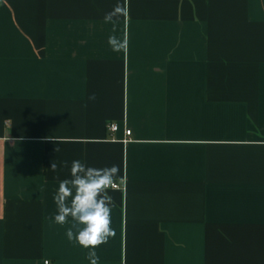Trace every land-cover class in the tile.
I'll return each instance as SVG.
<instances>
[{"label": "crops", "instance_id": "obj_1", "mask_svg": "<svg viewBox=\"0 0 264 264\" xmlns=\"http://www.w3.org/2000/svg\"><path fill=\"white\" fill-rule=\"evenodd\" d=\"M73 160L120 169L99 264H264V0H0V264H90Z\"/></svg>", "mask_w": 264, "mask_h": 264}, {"label": "clouds", "instance_id": "obj_2", "mask_svg": "<svg viewBox=\"0 0 264 264\" xmlns=\"http://www.w3.org/2000/svg\"><path fill=\"white\" fill-rule=\"evenodd\" d=\"M121 14H126V8L117 6L105 14L104 20L106 23L115 24ZM108 43L115 52L127 50L126 37L121 40L112 35ZM88 99L95 100V94ZM63 167H68L67 161L63 162ZM58 168L57 164H52V171L57 172ZM119 172L117 165L95 168L80 160H73L70 178L59 183L54 195L57 208L54 222L64 225L71 218L73 223L67 229L66 235L70 241L75 240L80 246L88 249L87 259L90 264H99L96 249L116 235L112 227L114 198L109 194V189L116 187Z\"/></svg>", "mask_w": 264, "mask_h": 264}, {"label": "built area", "instance_id": "obj_3", "mask_svg": "<svg viewBox=\"0 0 264 264\" xmlns=\"http://www.w3.org/2000/svg\"><path fill=\"white\" fill-rule=\"evenodd\" d=\"M108 131H109L110 133H114V132H116V131H117V125H115V124H110V125H108ZM124 136H125L126 138H128V137L130 136V131L127 130V129H125V131H124ZM114 189H118V185H117V184H116V187H115Z\"/></svg>", "mask_w": 264, "mask_h": 264}]
</instances>
